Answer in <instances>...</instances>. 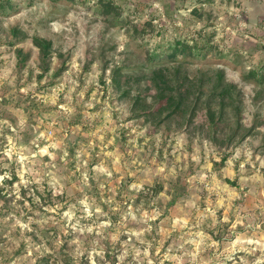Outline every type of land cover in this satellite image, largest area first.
Returning <instances> with one entry per match:
<instances>
[{"label": "rangeland", "instance_id": "1", "mask_svg": "<svg viewBox=\"0 0 264 264\" xmlns=\"http://www.w3.org/2000/svg\"><path fill=\"white\" fill-rule=\"evenodd\" d=\"M11 2L0 264H264V0Z\"/></svg>", "mask_w": 264, "mask_h": 264}, {"label": "trees", "instance_id": "2", "mask_svg": "<svg viewBox=\"0 0 264 264\" xmlns=\"http://www.w3.org/2000/svg\"><path fill=\"white\" fill-rule=\"evenodd\" d=\"M0 10L2 11H7L9 13H12L15 8L11 2V0H0ZM35 44L37 47H39L40 52H41V59H42V71L43 73H47L49 66H48V59L50 58V43L46 40L43 39H39L36 38L35 39ZM196 49L199 50V47H195ZM195 48L189 45H184L180 42H177V44L173 47L172 51L170 54H168L169 59L173 60V61H178V60H186V58L190 56L192 57H201V58H205L206 57V53H208V51H204L202 54L198 53V54H194ZM18 53H23L21 50L18 51ZM24 60V59H23ZM254 76L256 75V73H252ZM42 77V76H41ZM263 80V77H261ZM223 82V77L220 76L219 77V83H217L214 87V91L215 92L218 88L221 87ZM175 104L173 105L172 109L169 113L168 116H172L173 114H177L178 112H180L182 110V108L184 107V100L182 98V96L179 97V99L174 102ZM161 110H159L160 112ZM227 161V157H223L221 160V164H224ZM230 184H234L232 182L229 181ZM160 191V189H154L155 193H158Z\"/></svg>", "mask_w": 264, "mask_h": 264}]
</instances>
